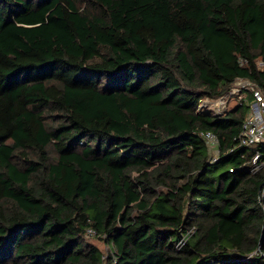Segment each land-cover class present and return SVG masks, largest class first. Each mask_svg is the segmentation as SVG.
<instances>
[{"label":"trees","instance_id":"16d2710c","mask_svg":"<svg viewBox=\"0 0 264 264\" xmlns=\"http://www.w3.org/2000/svg\"><path fill=\"white\" fill-rule=\"evenodd\" d=\"M239 78L264 0H0V264H264L250 96L197 111Z\"/></svg>","mask_w":264,"mask_h":264},{"label":"built area","instance_id":"2783aa9c","mask_svg":"<svg viewBox=\"0 0 264 264\" xmlns=\"http://www.w3.org/2000/svg\"><path fill=\"white\" fill-rule=\"evenodd\" d=\"M247 96H250V102L247 101ZM230 101L234 104L229 105ZM245 101H247L246 104L248 105V114L238 135L237 143L239 146L252 148L264 142V97L254 83L246 79H236L222 96L216 99L202 100L197 106V111L208 112L213 116H221L230 108ZM201 136L205 139L207 146L211 150L212 156L210 162L217 161L219 157L217 138L209 132L202 133ZM259 158V153L256 152L252 158V173L259 168V164L257 163ZM92 237H96L95 232L91 228H87L85 238ZM180 245H182V241L179 242ZM108 254L111 255V252L107 246V253L104 257H107Z\"/></svg>","mask_w":264,"mask_h":264},{"label":"rangeland","instance_id":"374dc122","mask_svg":"<svg viewBox=\"0 0 264 264\" xmlns=\"http://www.w3.org/2000/svg\"><path fill=\"white\" fill-rule=\"evenodd\" d=\"M234 104L232 101L229 102V105H232ZM88 241L95 244L96 246L99 247V249L102 251V253L104 255H106L107 253V244H105L104 241H102L101 239L99 238H96V237H92V238H88Z\"/></svg>","mask_w":264,"mask_h":264}]
</instances>
